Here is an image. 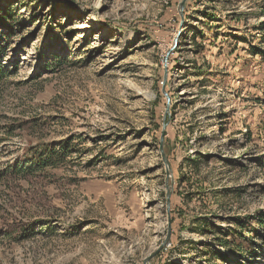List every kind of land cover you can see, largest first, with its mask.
<instances>
[{
	"label": "rangeland",
	"instance_id": "1",
	"mask_svg": "<svg viewBox=\"0 0 264 264\" xmlns=\"http://www.w3.org/2000/svg\"><path fill=\"white\" fill-rule=\"evenodd\" d=\"M1 17L0 264H264V0Z\"/></svg>",
	"mask_w": 264,
	"mask_h": 264
},
{
	"label": "trees",
	"instance_id": "2",
	"mask_svg": "<svg viewBox=\"0 0 264 264\" xmlns=\"http://www.w3.org/2000/svg\"><path fill=\"white\" fill-rule=\"evenodd\" d=\"M5 17H7L6 19H9V22H15V17L13 15L10 14H5ZM209 19H212V16L208 15ZM0 22H3V17L0 18ZM3 50L2 47H0V54L1 51ZM61 65V64H60ZM59 64H56V66H60ZM3 77H5V75H3V67H0V83L3 80ZM64 157V156H62ZM61 157V158H62ZM60 161V155L59 153L54 150V149H50L48 146L45 147V150L41 151V152H37L33 157H32V161L31 163L33 164V166H37V169L39 170H43L47 167H54L58 164V162ZM260 224L264 223V213L261 216V218L259 219Z\"/></svg>",
	"mask_w": 264,
	"mask_h": 264
},
{
	"label": "water",
	"instance_id": "3",
	"mask_svg": "<svg viewBox=\"0 0 264 264\" xmlns=\"http://www.w3.org/2000/svg\"><path fill=\"white\" fill-rule=\"evenodd\" d=\"M170 233H169V238H170ZM155 255H152V256H150L149 258H147L146 260H145V262H144V264H147L148 262H150L151 261V259L154 257Z\"/></svg>",
	"mask_w": 264,
	"mask_h": 264
}]
</instances>
